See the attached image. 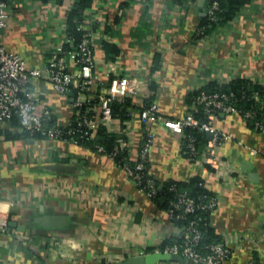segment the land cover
<instances>
[{"label":"crops","instance_id":"crops-1","mask_svg":"<svg viewBox=\"0 0 264 264\" xmlns=\"http://www.w3.org/2000/svg\"><path fill=\"white\" fill-rule=\"evenodd\" d=\"M7 2L2 42L21 54L28 68H44L49 52L64 40L76 0ZM210 2L187 0L180 6L173 0H94L77 19L92 33L101 86L108 84L110 66L139 82L129 98L128 122L114 116L113 127L126 136L121 130L130 124L132 160L151 130L149 169L158 181L192 188L201 178L217 195L211 222L232 251L225 264H264V129L238 113L214 120L230 136L218 147V155L233 167L219 175L191 161L185 143L162 121L145 123L141 117L147 100L158 103L164 118L178 119L189 112L192 91L212 81L252 76L264 81V0H249L235 17L196 37ZM32 87L41 98L39 111L50 110L63 126L71 122L76 111L72 96L58 93L46 77ZM19 127L0 126V214L10 221V232L0 230V264H113L158 252L181 238L184 226L149 198L115 159L69 141L29 134L6 137L5 128L22 132ZM198 133L203 149L211 134ZM54 163L75 170L57 173L44 167ZM48 218L61 225L41 223Z\"/></svg>","mask_w":264,"mask_h":264},{"label":"built area","instance_id":"built-area-1","mask_svg":"<svg viewBox=\"0 0 264 264\" xmlns=\"http://www.w3.org/2000/svg\"><path fill=\"white\" fill-rule=\"evenodd\" d=\"M220 8L219 0H211L207 8V15L212 21L217 20L216 12ZM84 16V14H83ZM9 8L7 0H0V126L11 124L14 118L18 119L22 131L42 133L52 139L80 144L84 139L95 136V131L100 124H104L110 131L113 129L115 117L112 105L115 101L124 102L138 90L139 82L134 76L124 75L110 66L106 72L108 84L101 86L95 72L96 60L92 47V33L85 23H78L77 30L83 32L81 41L74 45L73 38L66 31L61 44L55 45L46 58L44 68H28L21 54L8 50L2 42V35L7 26ZM84 18V17H83ZM197 36L202 30L196 32ZM68 43L69 48H64ZM46 77L53 84L55 90L61 95L72 96L75 106V116L71 122L63 126L54 121L50 110L44 108L39 111L41 98L32 84L39 78ZM233 79H238L235 77ZM253 84L264 85V81L254 76L247 78ZM226 82H220L224 84ZM192 91L189 112L178 119L164 118L160 106L151 102L143 106L141 117L145 123L162 121L174 134L185 140V150L191 161L199 162L214 169L216 174L222 175L226 168L233 167L218 155V147L229 139V135L220 132L214 120L220 114L240 113L235 105V93L208 92L205 90ZM252 97L256 102V110H247L241 115L245 119L254 118L257 126L264 129V120L257 119L258 112H264V91L252 90ZM203 118H198V113ZM128 122V119L125 121ZM46 123V124H45ZM128 125V126H126ZM126 138L119 135L118 147L112 153H106L102 145H96V151L104 153L111 158H119V165L139 185L140 189L152 198L157 193L156 178L150 173V148L154 134L151 130L146 134L145 141L140 145L138 157L131 158V137L129 136L130 124H125ZM191 129V132H187ZM129 130V131H128ZM205 131L211 134L206 146L198 148V138L194 132ZM122 154V155H120ZM133 163L131 165L129 161ZM172 207L168 213L174 222L187 220L182 233V240L166 245L160 252L180 254L192 264H225L231 256L226 237L207 246V251L197 249L203 237L200 227L204 220L197 212L208 210L212 212L219 204L217 195H202L191 197L185 191H177ZM0 230L10 232V221L7 216L0 214ZM31 239V238H30ZM25 238V241H31ZM50 244V238H46ZM158 251V252H159ZM249 264H260L252 260Z\"/></svg>","mask_w":264,"mask_h":264},{"label":"trees","instance_id":"trees-1","mask_svg":"<svg viewBox=\"0 0 264 264\" xmlns=\"http://www.w3.org/2000/svg\"><path fill=\"white\" fill-rule=\"evenodd\" d=\"M94 0H76L75 4L73 5V8L68 12L67 16V32L69 35L72 36L73 38V44L76 45L78 44L81 39L83 32L80 30H77L78 26V19L81 14H78L84 11L86 8H89ZM187 0H173V3L178 4L180 6L184 5V3ZM220 3V8L216 12L217 15V20L212 21L208 15H206L201 23L199 24V27L197 28L196 32L202 30V33L197 36V33H195L196 37H204L209 35L213 30L218 28L221 24L229 21L231 18L235 17L236 14L245 6L249 3V0H219ZM210 4V3H209ZM78 14V15H77ZM64 48H69V44L66 43L64 45ZM202 90L208 91V92H221V93H230L233 92L235 93V100L234 103L240 110V113H244L247 110H256L257 105L256 102L254 101L252 97V90H260L264 91V85L261 84H253L250 79L247 78H238V79H232L227 83L224 84H219L216 81H212L208 85L202 88ZM200 90L196 91L195 93L199 92ZM194 93H191L190 95V100L191 96ZM129 98H127L124 102L120 101H115L112 105L113 109V115L117 117H121L123 120H127L130 118V104H129ZM151 100H147L145 103V106H149L151 104ZM198 118H203L202 113H198L196 115ZM257 119L264 120V112L261 110V113L258 112L257 114ZM248 121L256 126V121L254 118H249ZM12 124L18 125V119L14 118L12 121ZM46 124V123H45ZM20 125V124H19ZM6 130L5 135L7 138H14L16 136H22L25 134H29L33 137L37 138H47L45 134L42 133H34L31 134L29 132L25 131H20V132H12L9 128H5ZM191 129H187V132H191ZM194 134L197 136L198 141H197V146L198 148H201L200 145V138H199V133L194 132ZM123 138H126L124 136ZM118 139L119 135L117 133H114L110 131L104 124H100L96 131H95V136L90 139H84V141H81V145H85L86 147H89L90 149H93L96 151V145H102L105 148L106 153H112L114 150L118 147ZM185 143V140L183 141ZM122 155V154H120ZM119 156L114 158L115 161L119 164ZM129 161V160H128ZM131 165L133 163L129 161ZM157 183V193L153 197V200L156 201L162 208L166 209L169 211V209L172 207V201L175 199L176 192L177 191H185L187 192L191 197L197 198L202 195H212L211 191H209L205 185L204 181L201 178H196L193 183L192 188H188L186 186L181 185L180 183L176 181H169V182H160L156 179ZM199 215L204 218V220L201 222V228L203 231V237L199 241L197 245V249L206 252L207 246L212 244L215 241H218L221 239V235L216 232L215 228L212 225L211 222V213L208 210H199L197 212ZM180 226H186L187 220L182 219L178 220L176 222ZM182 240V237L179 238L176 242H180ZM175 242V243H176ZM168 243V242H167ZM173 244V243H168ZM165 246V244H163Z\"/></svg>","mask_w":264,"mask_h":264},{"label":"water","instance_id":"water-1","mask_svg":"<svg viewBox=\"0 0 264 264\" xmlns=\"http://www.w3.org/2000/svg\"><path fill=\"white\" fill-rule=\"evenodd\" d=\"M207 10V8L205 9ZM204 10V11H205ZM46 169L51 170L57 173H68L73 172L75 170V166L70 164H47L44 166ZM54 219V218H53ZM53 219H44L41 221L42 224L48 226H59L60 222L53 221ZM160 260H171V261H180L183 263H189V261L181 256L180 254L175 253H166V252H152L138 256H131L126 258L123 261H118L113 264H155Z\"/></svg>","mask_w":264,"mask_h":264}]
</instances>
